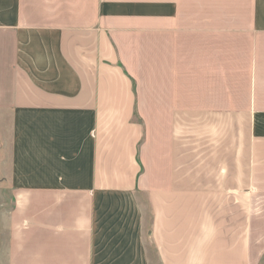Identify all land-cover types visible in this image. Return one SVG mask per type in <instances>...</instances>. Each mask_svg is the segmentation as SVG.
<instances>
[{"label":"crops","instance_id":"1","mask_svg":"<svg viewBox=\"0 0 264 264\" xmlns=\"http://www.w3.org/2000/svg\"><path fill=\"white\" fill-rule=\"evenodd\" d=\"M0 264H261L264 0H0Z\"/></svg>","mask_w":264,"mask_h":264},{"label":"rangeland","instance_id":"2","mask_svg":"<svg viewBox=\"0 0 264 264\" xmlns=\"http://www.w3.org/2000/svg\"><path fill=\"white\" fill-rule=\"evenodd\" d=\"M4 203L5 204L9 203V196L8 195H0V208H1V205L4 204ZM259 247L261 249H264V244H259ZM260 263L264 264V255H263L262 259L260 260Z\"/></svg>","mask_w":264,"mask_h":264}]
</instances>
